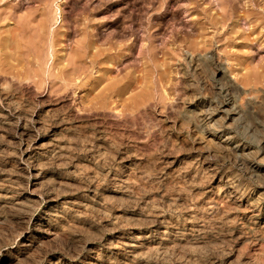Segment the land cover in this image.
Returning a JSON list of instances; mask_svg holds the SVG:
<instances>
[{"label":"rangeland","instance_id":"374dc122","mask_svg":"<svg viewBox=\"0 0 264 264\" xmlns=\"http://www.w3.org/2000/svg\"><path fill=\"white\" fill-rule=\"evenodd\" d=\"M27 1L29 0H0V13H3L2 16L5 17L8 12L12 15L0 26V35L2 36V38L0 36V64L2 63L0 65V124L3 122L0 126V236H2V238L0 237V255L3 254L4 250L20 249L23 242H26L25 239L27 237L38 238L41 233L46 230V237L48 239L46 240L49 244L51 243V246L47 243V247H52L54 244L52 248L48 247L49 250L53 251L55 255L61 258L66 264H80L86 257L90 256L93 252H97V250L98 252L101 251L110 256L113 252L111 249L114 247L116 235L118 236L120 233L134 234L140 232V230L150 232L153 230V233H155L161 225L169 221H181L184 217H187L190 212H193V210L185 208L184 205L186 203L206 204L208 202L207 198H211L213 195L215 196L223 190L222 188L216 189L218 184V187H226L227 185L226 189L229 193H232L233 196L237 193L236 195L239 197H235L239 202L233 205L228 201V198L219 199V201H216L214 205H212L210 208L211 210L204 219V223H207L209 227L213 225L211 228L219 232L220 240L217 243V247L204 246L197 248L198 250H188V252L187 249L169 252L164 259H158L156 263L251 264L252 257L264 251V247L261 245L263 242L249 241L241 243L238 240L236 241L233 232L229 229L230 227L233 228L236 222L246 216H250L252 213L259 214V216L264 215V181L260 183L256 182L252 178L250 179L248 175L249 167H253L258 163L264 164V152L262 151L264 126H261L263 130L259 129L261 125L260 121L264 122V103L261 104L262 101L264 102V84H262L264 80L262 78L260 80L258 76L259 70L257 71L259 66L264 63V21L259 22V20H257V22H255L256 24H250L249 26L244 20V9L242 8V3L244 2L242 1H240V8L236 10L237 12H234L235 15L234 13L233 15L229 13L230 16H228V14L226 15V23L211 25L208 24L206 21L207 19H204L201 14L197 22V13L193 12L192 9L186 10L182 3L181 8H177V4H170L171 6L167 5L165 6L166 8L151 9L152 7H147L142 0H133V2L129 0L132 5L127 6L128 8L126 6H124V8L114 6L108 9L106 7L107 0H56L57 2L55 0H48V4L46 3L47 0ZM136 1L138 3H136ZM221 2L222 0H199L201 8H206L209 14L215 17L217 16V20L222 16L225 17V13L221 10ZM258 3L259 6H254L253 8L254 11L260 15L258 16L262 18V16H264V7L262 6L264 5V1L259 0ZM57 4H59L58 6L59 8L61 7L60 9L62 10L63 22H61V24H59V16L56 11ZM87 4L88 6H86ZM46 5L49 6L46 7ZM77 5H79V7ZM83 6L86 9H84ZM5 9H7L8 12ZM30 10L37 11L35 13L36 20H40V17L42 18L43 15H47L46 17L49 19L50 24V33H62V35H65L63 36L65 42L62 43L64 47L61 48V46H56L54 52H52L54 53L53 56L49 54L50 52L47 53L45 50H42V47L46 45L44 36L41 37L39 34L36 35L33 33V30L29 31L30 27H36L37 24H18L17 17L19 15L24 17ZM91 14H93V16H91ZM189 14L192 16H189ZM85 19H87V21ZM233 22H235V24H233ZM26 25L29 26L27 29L28 31H26L29 35L26 33L25 35L23 32ZM3 26H6V28H3ZM20 26L22 28H20ZM84 26L85 30L90 34L97 33V35L95 36L96 38H92V45L94 46L89 47L88 50L85 51L86 53L82 51L79 53L78 49L83 36L81 30H83ZM251 27H254L253 32L251 31ZM249 28L251 29L249 30ZM7 29L10 33L12 32V34H10ZM12 35L15 39H11ZM20 35L23 39H21ZM10 41H13V43ZM26 41L29 43H25ZM110 41H115V45L118 44L115 47L116 52L113 57L107 56ZM65 43L67 45L66 47ZM29 47L31 50L28 49ZM28 50L30 52H27ZM100 53L103 55H100ZM60 57L65 58L60 59ZM212 58L215 61L212 60ZM35 61L36 63H34ZM62 61L64 62L61 63ZM28 62L29 64H27ZM34 64H37V67L34 66ZM220 64L226 67L228 74H232L230 77H232L233 80L240 79V77L242 78L243 76L245 78L247 77L246 85L243 83L240 84L241 80L235 81L238 85L240 84V86L243 87L241 90V93H243L240 94L241 96L239 95L240 97L237 98L238 100L236 99V104L240 106V108L244 107L243 104H245L250 96V98L254 96L260 101L259 107L261 106V108L259 112L257 111L258 113L256 112L257 117L254 116V113L247 119L248 125L251 128L253 126V129L255 128L257 132V135L256 132L254 134L256 136L253 135L254 139L247 140L246 138H242V136L238 134L241 133V131L237 132L234 124L226 119L218 110L216 95H214V93H216L215 88L212 87L216 84L214 79L215 69ZM227 65L230 67L228 68ZM14 68L17 69L15 70ZM67 68L73 70L69 71ZM64 75L66 76L64 77ZM18 84L19 86L16 87L15 85ZM211 84L214 85L212 86ZM257 84L261 87L259 88ZM244 90L246 92H244ZM209 105L212 106V108L208 107L207 110L206 107ZM214 109L217 110V112ZM203 111L207 113L209 117H207ZM210 112L213 115L210 114ZM212 118L216 119L213 120ZM253 120L255 123L252 122ZM210 123L213 124V127ZM222 131L227 132L222 133ZM57 135L59 137H57ZM50 138H53V140H50ZM217 138L218 140H216ZM238 139H240V142L237 144ZM66 140H69L71 143ZM46 142H48V144ZM59 143H61L62 146ZM232 145L235 146L230 148ZM240 145L245 146L250 151L251 161L244 166L238 161L243 155L242 152L235 149L236 146L239 147ZM58 146L60 147L58 148ZM66 147L69 148L66 149ZM64 153L66 154L64 155ZM49 156H51L52 159ZM36 159L39 160V163H37L38 160ZM233 161H235V163ZM102 166L106 168H102ZM246 167H248V169H246ZM180 170L182 171L180 172ZM145 173H147V175ZM189 173L192 176L189 175ZM93 175L94 177H92ZM95 176L97 178H95ZM117 176L121 178L119 179ZM186 177L188 179L190 178L191 182H189ZM208 177L210 179H208ZM181 178L185 181L183 182ZM205 178L207 179L205 180ZM59 179H61V182ZM233 179L234 182L232 183ZM150 180H152V182ZM115 181H117V183ZM166 181L169 182L167 183ZM176 181L178 186L184 184V189L182 188V191H179L178 186H176L177 188L175 187ZM197 181L200 183H197ZM147 183H151L152 185ZM205 184H207V186ZM44 185L46 187H44ZM168 187L169 189H167ZM38 188L40 191H38ZM204 188L206 190H204ZM62 189H65L64 192ZM117 189L126 190L129 195L137 196L138 200L127 202L126 200L120 201L106 198L108 193L116 192L118 191ZM48 192L49 195H47ZM166 192L169 195H167ZM162 193H165L167 196L171 195L170 197L176 200L175 204L172 206L163 204L159 197ZM3 195L5 197H10L14 202L19 201L15 202L16 204L14 203V206L5 205L7 206L6 208L2 202ZM192 195L196 199H193V197H191ZM199 196L200 199L198 198ZM149 197L150 200L148 199ZM256 197H258V199ZM184 199H186L187 202ZM124 203L125 206H123ZM50 204H53V209L59 212L58 215L60 218L55 222H51V227L44 226L42 229H36L34 223L37 216L46 214L49 211L48 206ZM28 205L30 208H28ZM150 205L156 207V214L154 216L144 221L133 220V218L141 216V213L145 210L144 208ZM31 206L33 209L29 210ZM2 208L5 209L2 210ZM128 210L131 212H128ZM23 215L27 216L25 217ZM222 218L225 219L223 220ZM121 228L124 229L122 230ZM5 229L6 231H4ZM138 229L140 230L138 231ZM154 229L156 230L154 231ZM245 230L243 231L248 232ZM223 231L224 233H222ZM4 234L7 235L4 236ZM8 234L14 236L9 237ZM12 237H15L14 241L8 242V240H13ZM4 238L6 240H4ZM225 238L229 239V242ZM55 245L58 249H56L57 247ZM62 245L63 247H61ZM228 246H230V248ZM236 248H238L236 250V252H239L238 255L233 251ZM240 248L241 250H239ZM88 251H90L91 254ZM201 254L202 256H197ZM35 260H41V264H48V258L43 259L42 255L38 252H36Z\"/></svg>","mask_w":264,"mask_h":264},{"label":"bare ground","instance_id":"6f19581e","mask_svg":"<svg viewBox=\"0 0 264 264\" xmlns=\"http://www.w3.org/2000/svg\"><path fill=\"white\" fill-rule=\"evenodd\" d=\"M2 1V0H1ZM30 1V0H29ZM29 1H27V2H29ZM32 1V0H31ZM39 1V0H38ZM37 1V2H38ZM44 1V0H43ZM48 1V0H47ZM46 1V3L48 4L49 3V1L47 2ZM54 1V0H53ZM56 1V0H55ZM74 1H76V0H74ZM73 1V2H74ZM87 1H89V0H87ZM139 1V0H138ZM144 3H145V5H147V7H152L151 9H153V8H156V9H158V8H162V7H165V6H167V5H170V4H173V5H176L177 4V8L178 7H182L181 6V3L183 4V7L184 8H186V10L187 9H192V11L193 12H195V13H197V15L196 16H198L197 17V22H198V18H199V15L201 14V15H203V17H204V19L206 18L207 20V22H208V24H224V23H226V21H227V14H228V16H230L229 15V13H231L232 15H233V13L234 12H237L236 10L238 9V8H240V6H241V4H240V1H242V2H244V3H242V8L244 9L243 11H244V20L246 21V23L247 24H249V26H250V24H256L255 22H257V20H259V22H263L264 21V16H262V18L261 17H259L260 15L258 14V13H256L255 11H254V6H259V0H222V2H221V10L223 11V13H225V17L224 16H222L219 20H217V16L215 17V16H213V15H211V14H209L208 12H207V9L206 8H201V6H200V3H199V0H142ZM264 1V0H263ZM33 2V1H32ZM34 2H36V1H34ZM57 2V1H56ZM107 2V5H106V7L109 9H111V8H113L114 6H120V7H123L124 8V6H130V5H132V3H130L131 1H129V0H107L106 1ZM132 2H133V0H132ZM135 2V1H134ZM203 2V1H202ZM39 3V2H38ZM41 3V2H40ZM71 3V2H70ZM77 3V2H76ZM89 3V2H88ZM136 3H138L137 1H136ZM258 3V4H257ZM23 4V3H22ZM78 4H79V2H78ZM86 4V3H85ZM99 4V3H98ZM141 4H143V3H141ZM180 4V5H179ZM202 4V3H201ZM263 4V3H262ZM261 4V5H262ZM59 4H57L56 5V11L58 12V16H59V24H61V22H63V16H62V10L59 8V6H58ZM75 5V4H74ZM82 5V4H81ZM93 5V4H92ZM103 5V4H102ZM136 5V4H135ZM144 5V6H145ZM205 5V4H204ZM47 6H49V5H46V7ZM78 7H79V5H77ZM86 6H88V4L86 5ZM171 6V5H170ZM263 7H264V5H262ZM4 7V6H3ZM103 7V6H102ZM125 7V8H126ZM137 7V6H136ZM143 7V6H142ZM261 7V6H260ZM0 8H1V5H0ZM6 8V7H5ZM76 8V7H75ZM83 8H84V6H83ZM90 8V7H89ZM93 8V7H92ZM101 8V7H100ZM99 8V9H100ZM106 8V9H107ZM128 8V7H127ZM144 8V7H143ZM166 8V7H165ZM168 8V7H167ZM170 8V7H169ZM220 8V7H219ZM8 9V8H7ZM7 9H5L6 11H7ZM9 9H11V8H9ZM46 9V8H45ZM63 9V8H62ZM82 9V8H81ZM84 9H86V8H84ZM122 9V8H121ZM136 9V8H135ZM147 9V8H146ZM262 9V8H261ZM44 10V9H43ZM49 10V9H48ZM90 10V9H89ZM94 10V9H93ZM119 10V9H118ZM133 10V9H132ZM181 10V9H180ZM3 11V10H2ZM24 11V10H23ZM101 11V10H100ZM111 11V10H110ZM142 11V10H141ZM169 11V10H168ZM178 11V10H177ZM210 11V10H209ZM8 12V11H7ZM37 11L36 10H30V12L28 13V14H25L24 15V17H21L20 15L17 17V22H18V24H28V25H30V24H39L38 25V27H37V25H36V27H30V30L29 31H32L33 30V33H35L36 35H40L41 37H43L44 36V38H45V42H46V45H45V47H42V50H45L47 53H49V54H51V56H53V54L54 53H52V52H54V49H55V47L56 46H61V48H63L64 47V45L62 44L63 42H65L64 40H63V36H65V35H62V33H50V30H49V27H50V24H49V19H47V15L45 16V15H43L42 16V18L40 17V20H36V16H35V13H36ZM46 12V11H45ZM44 12V13H45ZM48 12V11H47ZM86 12V11H85ZM165 12V11H164ZM175 12V11H174ZM212 12V11H211ZM26 13V12H25ZM73 13V12H72ZM88 13V12H87ZM96 13V12H95ZM130 13V12H129ZM3 14V13H2ZM2 14L0 13V26H1V24L5 21V20H8L9 18H10V15H11V13H6L7 15H5V17H3L2 16ZM5 14V13H4ZM14 14V13H13ZM89 14H90V12H89ZM110 14V13H109ZM22 15V14H21ZM97 15V14H96ZM234 15H235V13H234ZM259 15V16H258ZM12 16V15H11ZM16 16V15H15ZM14 16V17H15ZM91 16H93V14H91ZM179 16V15H178ZM184 16V15H183ZM189 16H192V15H190L189 14ZM104 17V16H103ZM16 18V17H15ZM96 18V17H95ZM175 18V17H174ZM260 18V19H259ZM14 19V18H13ZM52 19V18H51ZM86 21H87V19H85ZM90 20H92V19H90ZM118 20V19H117ZM89 21V20H88ZM13 22V21H12ZM57 22H58V19H57ZM78 22V21H77ZM85 22V21H84ZM83 22V23H84ZM109 22V21H108ZM207 22H206V24H207ZM81 23V22H80ZM86 23V22H85ZM90 23V22H89ZM126 23V22H125ZM202 23H203V21H202ZM87 24V23H86ZM233 24H235V22H233ZM245 24V23H244ZM28 25H26L25 26V29L23 30V32H24V34L26 33V31H28L27 29L29 28V26ZM89 26V25H88ZM220 26V25H219ZM75 27V26H74ZM77 27V26H76ZM191 27V26H190ZM201 27V26H200ZM221 27V26H220ZM3 28H6V26L4 27L3 26ZM8 29L10 28V27H7ZM20 28H22L21 26H20ZM206 28V27H205ZM252 28V29H251ZM251 28H249V30L251 29V31L253 32L254 31V27H251ZM259 28H261V27H259ZM0 29H1V27H0ZM7 29V30H8ZM11 29V28H10ZM64 29V28H63ZM232 29V28H231ZM248 29V28H247ZM79 30V29H78ZM195 30V29H194ZM204 30V29H203ZM19 31V30H18ZM18 31H17V34H18ZM8 32H9V30H8ZM14 32V31H13ZM21 32V31H20ZM76 32V31H75ZM199 32V31H198ZM244 32V31H243ZM10 33V32H9ZM16 33V32H15ZM81 33H82V39H81V41H80V45H79V53H80V51H82L83 53L86 51V50H88V48L89 47H91V46H94V45H92L93 44V39L92 38H94L96 35H97V33H93V34H90L88 31H86L85 30V26H84V28H83V30H81ZM114 33V32H113ZM191 33V32H190ZM205 33V32H204ZM255 33V32H254ZM10 34H12V32L10 33ZM9 34V35H10ZM27 34V33H26ZM25 34V35H26ZM27 35H29V34H27ZM105 35V34H104ZM116 35V34H115ZM247 35V34H246ZM1 36V35H0ZM17 36V35H16ZM19 36V35H18ZM71 36V35H70ZM69 36V37H70ZM254 36V35H253ZM9 37V36H8ZM20 37H21V35H20ZM1 38H2V36H1ZM29 38V37H28ZM31 38V37H30ZM62 38V39H61ZM79 38V37H78ZM96 38V37H95ZM114 38V37H113ZM11 39H15V38H13V35H12V38ZM21 39H23L22 37H21ZM27 39V38H26ZM32 39V38H31ZM42 39V38H41ZM115 39V38H114ZM20 40V39H19ZM18 40V41H19ZM29 40V39H28ZM109 40H111V39H109ZM243 40V39H242ZM7 41V40H6ZM22 41V40H21ZM69 41V40H68ZM112 41H113V39H112ZM112 41H110V46H109V49L107 50V56L108 57H113L114 55H115V47L118 45H115V41L114 42H112ZM245 41V40H244ZM11 43H13V41H10ZM9 42V43H10ZM24 42V41H23ZM28 41H26L25 43H27ZM33 42H35V41H33ZM41 42V41H40ZM70 42V41H69ZM252 42V41H251ZM29 43V42H28ZM37 43V42H36ZM124 43V42H123ZM6 44V43H5ZM23 44V43H22ZM99 44V43H98ZM240 44V43H239ZM259 44H261V43H259ZM259 44H257V45H259ZM12 45V44H11ZM14 45V44H13ZM32 45V44H31ZM5 46V45H4ZM23 46V45H22ZM26 46V45H25ZM30 46V45H29ZM67 45H66V43H65V47H66ZM263 46V45H262ZM20 47V46H19ZM27 47V46H26ZM33 47V46H32ZM40 47V46H39ZM143 47V46H142ZM260 47V46H259ZM58 48V47H57ZM56 48V49H57ZM108 48V47H107ZM141 48V47H140ZM244 48V47H243ZM7 49H8V47H7ZM9 49H10V47H9ZM28 49H30V47L28 48ZM104 49V48H103ZM119 49V48H118ZM117 49V50H118ZM129 49V48H128ZM239 49V48H238ZM241 49V48H240ZM1 50V49H0ZM13 50V49H12ZM18 50V49H17ZM22 50V49H21ZM31 50V49H30ZM140 50H142V49H140ZM236 50V49H235ZM241 50H243V49H241ZM24 51H25V49H24ZM23 51V52H24ZM37 51V50H36ZM64 51V50H63ZM10 52V51H9ZM14 52V51H13ZM27 52H30L29 50L27 51ZM60 52H62V51H60ZM68 52V51H67ZM66 52V53H67ZM78 52V51H77ZM99 52V51H98ZM105 52V51H104ZM118 52V51H117ZM126 52V51H125ZM171 52V51H170ZM245 52V51H244ZM250 52V51H249ZM20 53V52H19ZM25 53V52H24ZM58 53V52H57ZM65 53V54H66ZM86 53V52H85ZM132 53V52H131ZM241 53V52H240ZM11 54V53H10ZM18 54V53H17ZM31 54H33V53H31ZM30 54V55H31ZM64 54V55H65ZM76 54V53H75ZM119 54H120V52H119ZM210 54V53H209ZM16 55V54H15ZM47 55V54H46ZM63 55V54H62ZM67 55V54H66ZM79 55V54H78ZM90 55V54H89ZM88 55V56H89ZM100 55H103V54H101L100 53ZM131 55V54H130ZM204 55V54H203ZM211 55V54H210ZM232 55V54H231ZM237 55V54H236ZM247 55H248V53H247ZM49 56V55H48ZM94 56V55H93ZM139 56V55H138ZM207 56V55H206ZM238 56V55H237ZM241 56V55H240ZM1 57H2V55H1ZM10 57V56H9ZM18 57H20V56H18ZM34 57V56H33ZM56 57V56H55ZM84 57V56H83ZM92 57V56H91ZM202 57V56H201ZM235 57V56H234ZM11 58H12V56H11ZM23 58V57H22ZM29 58V57H28ZM62 58H65V57H60V59H62ZM81 58V57H80ZM204 58V57H203ZM230 58V57H229ZM249 58V57H248ZM25 59V58H24ZM35 59H36V57H35ZM44 59V58H43ZM54 59V58H53ZM93 59V58H92ZM100 59V58H99ZM105 59H107V58H105ZM110 59V58H109ZM112 59V58H111ZM205 59V58H204ZM203 59V60H204ZM242 59H243V57H242ZM6 60H7V58H6ZM5 60V61H6ZM64 60V59H63ZM73 60V59H72ZM86 60V59H85ZM97 60V59H96ZM96 60H94V61H96ZM201 60V59H200ZM202 60V61H203ZM206 60V59H205ZM212 60H214L213 58H212ZM227 60V59H226ZM225 60V61H226ZM1 61V60H0ZM8 61H10V60H8ZM7 61V62H8ZM29 61H31V60H29ZM34 61V60H33ZM32 61V62H33ZM39 61V60H38ZM60 61V60H59ZM79 61V60H78ZM88 61H89V59H88ZM107 61V60H106ZM215 61V60H214ZM7 62H5V63H7ZM15 62H16V60H15ZM46 62V61H45ZM50 62V61H49ZM64 61H62L61 63H63ZM103 62V61H102ZM213 62V61H212ZM211 62V63H212ZM231 62H232V60H231ZM243 62H245V61H243ZM263 62V61H262ZM21 63H23V62H21ZM24 63H26V62H24ZM34 63H36V61L34 62ZM40 63V62H39ZM74 63H75V61H74ZM95 63V62H94ZM101 63V62H100ZM215 63V62H214ZM220 63V62H219ZM230 63V62H229ZM2 64V63H1ZM0 64V65H1ZM10 64V63H9ZM18 64V63H17ZM27 64H29V62L27 63ZM42 64V63H41ZM55 64V63H54ZM68 64V63H67ZM72 64H73V62H72ZM92 64V63H91ZM97 64V63H96ZM106 64V63H105ZM236 64V63H235ZM249 64V63H248ZM260 64V63H259ZM31 65V64H30ZM37 65V64H36ZM35 64H34V66H36ZM40 65V64H39ZM66 65V64H65ZM69 65V64H68ZM80 65H81V62H80ZM98 65V64H97ZM217 65V64H216ZM215 65V66H216ZM233 65V64H232ZM243 65H244V63H243ZM3 66V65H2ZM5 66V65H4ZM15 66V65H14ZM42 66V65H41ZM64 66V65H63ZM88 66V65H87ZM212 66H213V64H212ZM236 66V65H235ZM235 66H232V67H235ZM27 67V66H26ZM37 67V66H36ZM39 67V66H38ZM65 67V66H64ZM79 67H81V66H79ZM217 67V66H216ZM227 67H228V65H227ZM230 67V66H229ZM228 67V68H229ZM241 67H243V66H241ZM248 67V66H247ZM257 67V66H256ZM41 68V67H40ZM77 68V67H76ZM100 68V67H99ZM215 68V67H214ZM237 68V67H236ZM15 69V68H14ZM17 69V68H16ZM15 69V70H16ZM61 69H62V67H61ZM68 69V68H67ZM246 69V68H245ZM250 69V68H249ZM69 70V69H68ZM71 70H73V69H71ZM71 70H69V71H71ZM75 70V69H74ZM259 70V71H258ZM61 71V70H60ZM59 71V72H60ZM64 71V70H63ZM214 71V70H213ZM257 71H258V76L260 77V80H261V78L264 80V63L263 64H261L260 66H259V68L257 69ZM40 72V71H39ZM68 72V71H67ZM66 72V73H67ZM99 72V71H98ZM235 72V71H234ZM238 72V71H237ZM241 72V71H240ZM77 73V72H76ZM61 74V73H60ZM63 74V73H62ZM65 74V73H64ZM70 74H71V72H70ZM69 74V75H70ZM75 74V73H74ZM213 74V73H212ZM54 75V74H53ZM232 74H228V72H227V70H226V67L223 65V64H220V65H218V67L215 69V82H216V84H215V86L214 87H212V88H215V92L216 93H214V95H216V101H217V104H218V110L220 111V113H222L224 116H225V118L226 119H228V120H230L233 124H234V126H235V128H236V130H237V132H239V131H241V133H238V134H240V136H242V138H246L247 140H251V139H254V136H256L257 135V132L255 131V128L253 129V126H252V128L248 125V123H247V119L248 118H250V116H252V114H254L255 113V115L254 116H256V112L258 111L259 112V109L261 108V106L259 107V105H260V101H259V99L258 98H256V97H254L253 96V98H250L249 97V99L245 102V104H243L244 105V107L243 108H240V106H238L237 104H236V99L238 98V97H240L241 95L240 94H242L241 93V90H242V88L243 87H241L240 86V84H244V85H246L247 84V77L245 78L244 76L241 78L240 77V79H236V80H241V82H240V84L238 85V83L237 82H235L236 80H233V78L232 77H230ZM240 75V74H239ZM66 75H64V77H65ZM59 77V76H58ZM233 77H235V76H233ZM61 78V77H60ZM231 78H232V80H231ZM236 78H238V77H236ZM250 78V77H249ZM62 79V78H61ZM66 79H67V77H66ZM213 79V80H214ZM12 80V79H11ZM63 80V79H62ZM251 80H253V79H251ZM61 81V80H60ZM212 81V80H211ZM12 82H13V80H12ZM61 82H63V81H61ZM67 82V81H66ZM248 82H249V80H248ZM250 82H252V81H250ZM259 82V81H258ZM261 82V81H260ZM17 83V82H16ZM15 83V84H16ZM60 83V82H59ZM65 83V82H64ZM20 84V83H19ZM19 84L18 85H15L16 87L17 86H19ZM42 84V83H41ZM62 84V83H61ZM256 84V83H255ZM262 84H264V83H262ZM261 84V85H262ZM212 86L214 85V84H211ZM253 85V84H252ZM251 86V85H250ZM257 86H258V84H257ZM254 87V86H253ZM252 87V88H253ZM259 87V86H258ZM261 87V86H260ZM259 87V88H260ZM264 87V86H263ZM111 88V87H110ZM259 88H257V89H259ZM212 90H214V89H212ZM253 90V89H252ZM264 90V89H263ZM259 91V90H258ZM244 92H246L245 90H244ZM263 92V91H262ZM256 93H258V92H256ZM240 95V96H239ZM264 96V95H263ZM247 98V97H246ZM263 98V97H262ZM238 100V99H237ZM261 100V99H260ZM215 101V102H216ZM204 102V101H203ZM209 102V101H208ZM210 102H211V99H210ZM238 102V101H237ZM202 103V102H201ZM206 103V102H205ZM244 103V102H243ZM264 102L262 101V103L261 104H263ZM211 104H213V103H211ZM216 104V103H215ZM201 105V104H200ZM242 105V106H243ZM241 106V107H242ZM208 107H210V108H212V106H207L206 107V109L208 108ZM215 107V106H214ZM217 108V107H216ZM215 108V109H216ZM201 109H202V107H201ZM214 109V110H215ZM264 109V108H263ZM262 109V110H263ZM203 110V109H202ZM208 110V109H207ZM201 111V110H200ZM209 111H210V109H209ZM209 111H206V112H209ZM216 112H217V110H215ZM204 112V111H203ZM213 112V111H212ZM257 112V113H258ZM198 113V112H197ZM201 113V112H200ZM205 113V112H204ZM199 114V113H198ZM206 114V116L208 115L207 113H205ZM210 114H212L211 112H210ZM201 115V114H200ZM213 115V114H212ZM218 115V114H217ZM260 115V114H259ZM222 116V115H221ZM223 116V117H224ZM264 116V115H263ZM202 117V116H201ZM203 117H205V116H203ZM207 117H209V116H207ZM257 117V116H256ZM214 118V117H213ZM212 118V119H213ZM222 118V117H221ZM259 118H261V117H259ZM258 118V119H259ZM197 119H198V117H197ZM202 119V118H201ZM205 119V118H204ZM207 119V118H206ZM208 119H210V118H208ZM216 119V118H215ZM215 119H213V120H215ZM218 119V118H217ZM253 119V118H252ZM252 119H250V120H252ZM256 119V118H255ZM254 119V120H255ZM262 119H263V117H262ZM211 120V119H210ZM254 120L252 121V122H254ZM259 120H261V119H259ZM264 120V119H263ZM208 121V120H207ZM206 122V121H205ZM211 122V121H210ZM209 123V122H208ZM207 123V124H208ZM212 123V122H211ZM210 123V124H211ZM216 123V122H215ZM217 123H219V122H217ZM255 123V122H254ZM2 124H3V122H2ZM2 124H0V126L2 125ZM228 124V123H227ZM230 124V123H229ZM251 124V123H250ZM258 124V123H257ZM260 127H259V129H262L261 128V126H264V122H261L260 121ZM205 125V124H204ZM253 125V124H252ZM206 126V125H205ZM211 126L213 127V124H211ZM5 127H6V125H5ZM210 127V126H209ZM223 127V126H222ZM3 128V127H2ZM208 128V127H207ZM224 128V127H223ZM206 129V128H205ZM226 129V128H225ZM230 129H232V128H230ZM229 129V130H230ZM257 129V128H256ZM263 129H264V127H263ZM262 129V130H263ZM207 130V129H206ZM210 130H211V128H210ZM73 131V130H72ZM75 131V130H74ZM221 131V130H220ZM70 132V131H69ZM212 132V131H211ZM215 132V131H214ZM217 132V131H216ZM219 132V131H218ZM225 132H227V131H225ZM225 132H223L222 131V133H225ZM234 132V131H233ZM255 132H256V135H254L255 134ZM229 133H231V132H229ZM219 134V133H218ZM234 134H235V132H234ZM259 134H261V133H259ZM254 135V136H253ZM60 136H61V134H60ZM69 136V135H68ZM67 136V137H68ZM75 136H77V135H75ZM213 136V135H212ZM225 136V135H224ZM230 136V135H229ZM235 136V135H234ZM57 137H59L58 135H57ZM56 137V138H57ZM221 137V136H220ZM227 137H228V135H227ZM78 138V137H77ZM81 138V137H80ZM233 138V137H232ZM221 139V138H220ZM245 139V140H246ZM258 139H260V138H258ZM50 140H53V138L51 139L50 138ZM62 140V139H61ZM73 140V139H72ZM216 140H218V138L216 139ZM221 140H223V139H221ZM240 139H238V141H237V144H238V142H240L239 141ZM257 140V139H256ZM263 152H264V137H263ZM48 141V140H47ZM56 141V140H55ZM67 141V140H66ZM65 141V142H66ZM69 141V140H68ZM67 141V142H68ZM227 141V140H226ZM229 141V140H228ZM234 141V140H233ZM64 142V141H63ZM70 142V141H69ZM83 142V141H82ZM225 142V141H224ZM47 144H48V142H46ZM45 143V144H46ZM51 143V142H50ZM49 143V144H50ZM71 143V142H70ZM92 143V142H91ZM216 143H218V142H216ZM231 143V142H230ZM246 143V142H245ZM59 144H61V143H59ZM77 144V143H76ZM233 144H235V143H233ZM58 145V144H57ZM57 145H54V146H57ZM71 145V144H70ZM70 145H68V146H70ZM83 145H84V143H83ZM230 145V144H229ZM61 146H62V144H61ZM72 146V145H71ZM76 146V145H75ZM80 146V145H79ZM82 146V145H81ZM222 146H224V145H222ZM235 145H232L231 147L230 146H228V147H230V148H232V147H234ZM60 146H58V148H59ZM64 147V146H63ZM78 147V146H77ZM84 147V146H83ZM89 147V146H88ZM107 147V146H106ZM237 147V148H236ZM235 147V149H238V151L240 150L241 152H242V156H241V158H239V160L237 159V157H236V159L238 160V161H240L241 162V165H245V164H247L249 161H251V157H250V151H249V149H247L245 146H243V145H240L239 147L238 146H236ZM39 148V147H38ZM56 148V147H55ZM67 148H69V147H66V149ZM82 148V147H81ZM91 148V147H90ZM89 148V149H90ZM105 148V147H104ZM46 149V148H45ZM57 149V148H56ZM74 149V148H73ZM92 149V148H91ZM108 149V148H107ZM226 149V148H225ZM234 149V148H233ZM49 150V149H48ZM59 150V149H58ZM69 150V149H68ZM87 150V149H86ZM224 150V149H223ZM230 150V149H229ZM253 150V149H252ZM50 151V150H49ZM60 151V150H59ZM64 151V150H63ZM62 151V152H63ZM70 151V150H69ZM106 151V150H105ZM53 152H54V150H53ZM66 152V151H65ZM110 152V151H109ZM42 153V152H41ZM253 153V152H252ZM49 154V153H48ZM52 154V153H51ZM50 154V155H51ZM58 154H59V152H58ZM63 154V153H62ZM61 154V155H62ZM66 153H64V155H65ZM68 154V153H67ZM71 154H72V152H71ZM103 154V153H102ZM101 154V155H102ZM105 154V153H104ZM229 154V153H228ZM53 155V154H52ZM34 156H37V155H34ZM60 156V155H59ZM58 156V157H59ZM69 156V155H68ZM103 156V155H102ZM151 156V155H150ZM50 158H51V156H49ZM148 157V156H147ZM152 157H153V155H152ZM231 157H232V155H231ZM235 157V156H234ZM258 157V156H257ZM63 158H65V157H63ZM30 159V158H29ZM35 159V158H34ZM39 159V158H38ZM38 159H36V160H38ZM49 159V158H48ZM52 159V158H51ZM104 159V158H103ZM148 159V158H147ZM141 160V159H140ZM235 160V159H234ZM256 160H257V158H256ZM53 161V160H52ZM59 161V160H58ZM66 161V160H65ZM64 161V162H65ZM95 161V160H94ZM100 161V160H99ZM104 161V160H103ZM102 161V162H103ZM180 161V160H179ZM254 161V160H253ZM259 161V160H258ZM61 162V161H60ZM59 162V163H60ZM98 162V161H97ZM101 162V161H100ZM106 162V161H105ZM234 163H235V161H233ZM37 163H39V160H38V162ZM55 163V162H54ZM67 163V162H66ZM107 163V162H106ZM135 163H136V161H135ZM180 163V162H179ZM185 163V162H184ZM253 163V162H252ZM57 164H58V162H57ZM65 164V163H64ZM100 164V163H99ZM102 164V163H101ZM188 164V163H187ZM59 165V164H58ZM153 165H155V164H153ZM181 165H182V163H181ZM183 165H185V164H183ZM249 165V164H248ZM252 165V164H251ZM250 165V166H251ZM1 166V165H0ZM37 166V165H36ZM39 166V165H38ZM45 166V165H44ZM99 166V165H98ZM138 166V165H137ZM148 166V165H147ZM177 166V165H176ZM191 166V165H190ZM12 167V166H11ZM80 167V166H79ZM83 167V166H82ZM89 167H90V165H89ZM106 168L105 166H102V168ZM143 167V166H142ZM141 167V168H142ZM151 167V166H150ZM160 167V166H159ZM158 167V168H159ZM189 167V166H188ZM37 168H40V167H37ZM47 168V167H46ZM96 168V167H95ZM154 168V167H153ZM167 168V167H166ZM178 168H180V167H178ZM182 168V167H181ZM192 168H194V167H192ZM210 168H212V167H210ZM8 169H10V168H8ZM89 169V168H88ZM148 169V168H147ZM161 169V168H160ZM175 169V168H174ZM186 169H187V167H186ZM244 169H245V167H244ZM243 169V170H244ZM246 169H248V167H246ZM35 170V169H34ZM43 170V169H42ZM107 170V169H106ZM139 170V169H138ZM149 170H150V168H149ZM148 170V171H149ZM190 170V169H189ZM195 170V169H194ZM11 171V170H10ZM9 171V172H10ZM15 171H17V170H15ZM38 171H39V169H38ZM37 171V172H38ZM46 171V170H45ZM44 171V172H45ZM94 171H95V169H94ZM133 171V170H132ZM151 171V170H150ZM149 171V172H150ZM156 171V170H155ZM172 171V170H171ZM179 171V170H178ZM182 170H180V172H181ZM185 171V170H184ZM247 171V170H246ZM100 172V171H99ZM106 172V171H105ZM142 172V171H141ZM140 172V173H141ZM143 172H144V170H143ZM154 172V171H153ZM174 172V171H173ZM187 172V171H186ZM190 172V171H189ZM16 173V172H15ZM73 173H75V172H73ZM77 173V172H76ZM116 173V172H115ZM121 173H123V172H121ZM137 173V172H136ZM184 173V172H183ZM211 173V172H210ZM113 174V173H112ZM146 175H147V173H145ZM150 174V173H149ZM176 174V173H175ZM174 174V175H175ZM195 174V173H194ZM201 174V173H200ZM212 174H213V172H212ZM35 175V174H34ZM39 175V174H38ZM42 175V174H41ZM74 175H76V174H74ZM94 175H96V174H94ZM94 175L92 176V177H94ZM107 175V174H106ZM122 175V174H121ZM130 175V174H129ZM135 175V174H134ZM142 175V174H141ZM157 175V174H156ZM170 175V174H169ZM177 175V174H176ZM180 175V174H179ZM189 175H191L190 173H189ZM247 175V174H246ZM248 175H249V177H250V179L252 178L253 180H255L256 182H261V181H264V164H262V163H258V164H255V166H251V167H249V169H248ZM40 176V175H39ZM43 176V175H42ZM51 176V175H50ZM80 176V175H79ZM89 176V175H88ZM127 176V175H126ZM133 176V175H132ZM160 176H161V174H160ZM171 176H173V175H171ZM182 176V175H181ZM184 176V175H183ZM187 176V175H186ZM192 176V175H191ZM200 176H202V175H200ZM208 176H209V174H208ZM211 176V175H210ZM37 177V176H36ZM53 177V176H52ZM77 177H78V174H77ZM110 177V176H109ZM115 177V176H114ZM118 177V176H117ZM129 177V176H128ZM131 177V176H130ZM137 177V176H136ZM138 177H139V174H138ZM149 177V176H148ZM154 177H155V175H154ZM175 177V176H174ZM190 177V176H189ZM207 177V176H206ZM218 177V176H217ZM45 178V177H44ZM57 178V177H56ZM81 178V177H80ZM95 178H97L96 176H95ZM111 178V177H110ZM119 178V177H118ZM117 178V179H118ZM121 178V177H120ZM119 178V179H120ZM143 178V177H142ZM184 178V177H183ZM187 178V177H186ZM185 178V179H186ZM191 178V177H190ZM190 178L188 179L189 180V182H191L190 181ZM199 178H201V177H199ZM53 179V178H52ZM54 179H55V177H54ZM92 179V178H91ZM137 179H139V178H137ZM150 179V178H149ZM182 179V178H181ZM202 179H203V177H202ZM207 178H205V180H206ZM208 179H210L209 177H208ZM225 179V178H224ZM56 180V179H55ZM61 179H59V181H60ZM113 180V179H112ZM128 180V179H127ZM129 180H130V178H129ZM129 180H128V182H129ZM144 180H146V179H144ZM171 180V179H170ZM174 180V179H173ZM177 180H179V179H177ZM183 180V179H182ZM192 180V179H191ZM204 180V179H203ZM215 180V179H214ZM220 180V179H219ZM64 181V180H63ZM69 181V180H68ZM67 181V182H68ZM84 181V180H83ZM97 181V180H96ZM119 181V180H118ZM123 181V180H122ZM132 181V180H131ZM134 181V180H133ZM141 181H143V180H141ZM147 181V180H146ZM151 182H152V180H150ZM175 181V180H174ZM173 181V182H174ZM181 181V180H180ZM185 180H183V182H184ZM193 181V180H192ZM196 181V180H195ZM195 181H194V183H195ZM208 181V180H207ZM228 181H229V179H228ZM251 181V180H250ZM3 182V181H2ZM61 182V181H60ZM66 182V181H65ZM64 182V183H65ZM85 182V181H84ZM116 183H117V181H115ZM126 182V181H125ZM136 182H137V180H136ZM145 182V181H144ZM167 182V181H166ZM165 182V183H166ZM169 182V181H168ZM167 182V183H168ZM206 182V181H205ZM223 182H225V181H223ZM234 182V179H233V181H232V183ZM38 183V182H37ZM41 183V182H40ZM39 183V184H40ZM58 183V182H57ZM63 183V182H62ZM69 183V182H68ZM71 183V182H70ZM75 183V182H74ZM77 183V182H76ZM122 183V182H121ZM130 183V182H129ZM157 183V182H156ZM197 183H200V182H198L197 181ZM210 183V182H209ZM222 183V182H221ZM225 183H227V182H225ZM231 183V184H232ZM264 183V182H263ZM2 184H4V183H2ZM6 184V183H5ZM8 184V183H7ZM14 184V183H13ZM43 184V183H42ZM49 184V183H48ZM53 184V183H52ZM81 184V183H80ZM97 184V183H96ZM124 184H126V183H124ZM132 184V183H131ZM130 184V185H131ZM147 184H149V183H147ZM151 184V183H150ZM149 184V185H150ZM220 184V183H219ZM228 184V183H227ZM235 184H238V183H235ZM58 185H59V183H58ZM73 185V184H72ZM71 185V186H72ZM86 185H87V183H86ZM85 185V186H86ZM112 185H114V184H112ZM138 185V184H137ZM144 185V184H143ZM146 185V184H145ZM152 185V184H151ZM160 185V184H159ZM158 185V186H159ZM163 185V184H162ZM184 185V184H183ZM183 185L181 186V185H179L178 186V184H177V181H176V185H175V187L176 186H178V189H179V191L181 190H183L184 188H183ZM186 185V184H185ZM189 185V184H188ZM191 185V184H190ZM193 185V184H192ZM195 185V184H194ZM200 185V184H199ZM202 185V184H201ZM206 186H207V184H205ZM226 185V184H225ZM252 185H253V183H252ZM3 186V185H2ZM5 186V185H4ZM7 186V185H6ZM53 186V185H52ZM60 186V185H59ZM82 186V185H81ZM110 186V185H109ZM122 186V185H121ZM126 186V185H125ZM157 186V185H156ZM220 186V185H219ZM232 186V185H231ZM259 186H261V185H259ZM258 186V187H259ZM11 187V186H10ZM12 187H13V185H12ZM44 187H46L45 185H44ZM68 187V186H67ZM119 187V186H118ZM128 187V186H127ZM137 187V186H136ZM154 187V186H153ZM162 187V186H161ZM198 187V186H197ZM204 187V186H203ZM226 187H227V185H226ZM226 187L225 186H221V187H218V184H217V187H216V189L217 188H222L223 190L221 191V193H219V194H217V195H213L211 198H207V203L206 204H204V205H200V204H191V203H186L185 205H184V207L185 208H188V209H191V210H193V212H190V214H188L187 215V217H184V219L183 220H181V221H169L168 223H166V224H163V225H161L160 223V227H159V229H158V231L157 232H155V233H153V230H152V232H150V231H141L140 229H138V231L140 230V232H137V233H134V234H126V233H120L118 236L116 235V237H115V244L113 245L114 247L111 249V250H113V252H112V254L110 255V256H108L106 253H104V252H98V250H97V252H93L92 254H91V252L90 251H88V252H90V256H88V257H86L80 264H157L156 263V261L159 259V260H162V259H164V257L169 253V252H173V251H178V250H185V249H187V252H188V250L190 251V250H193V249H197V248H200V247H204V246H211V247H217V243L219 242V240H220V235H219V232H218V230H216V229H214V228H211V227H209L208 225H207V223H204V219L207 217V215H208V212L211 210L210 208L212 207V205H214V203L216 202V201H219V199H224V198H228V201H230L231 202V204H233V205H236L239 201H237V196L238 195H236L235 194V196H233L232 195V193H229L228 192V190L226 189ZM233 187V186H232ZM7 188V187H6ZM34 188V187H33ZM36 188V187H35ZM60 188V187H59ZM72 188V187H71ZM80 188V187H79ZM95 188V187H94ZM117 188V187H116ZM135 188V187H134ZM158 188V187H157ZM166 188V187H165ZM177 188V187H176ZM183 188V189H182ZM201 188H202V186H201ZM206 188V187H205ZM204 188V190H206ZM1 189V188H0ZM76 189V188H75ZM93 189V188H92ZM114 189V188H113ZM128 189V188H127ZM130 189V188H129ZM133 189V188H132ZM136 189V188H135ZM138 189V188H137ZM141 189V188H140ZM167 189H169V187L167 188ZM175 189V188H174ZM186 189V188H185ZM187 189H188V187H187ZM42 190V189H41ZM63 190V189H62ZM65 190V189H64ZM64 190H63V192H64ZM118 191H116V192H111V193H108L107 194V196H106V198H108V199H110V200H126L127 202H134L136 199H137V196H135V195H129L128 193H127V191L126 190H119V189H117ZM157 190V189H156ZM171 190H172V188H171ZM191 190V189H190ZM201 190V189H200ZM208 190V189H207ZM218 190V189H217ZM221 190V189H220ZM4 191V190H3ZM6 191V190H5ZM38 191H40L39 190V188H38ZM37 191V192H38ZM43 191V190H42ZM47 191H48V189H47ZM51 191V190H50ZM133 191H134V189H133ZM136 191V190H135ZM138 191V190H137ZM161 191V190H160ZM197 191V190H196ZM212 191V190H211ZM232 191V190H231ZM235 191V190H234ZM22 192V191H21ZM54 192V191H53ZM144 192V191H143ZM168 192V191H167ZM167 192H166V194H167ZM171 192H173V191H171ZM177 192V191H176ZM186 192V191H185ZM191 193H192V190L190 191ZM195 192V191H194ZM203 192V191H202ZM214 192V191H213ZM217 192V191H216ZM5 193V192H4ZM3 193V194H4ZM7 193V192H6ZM34 193V192H33ZM36 193V192H35ZM204 193V192H203ZM208 193V192H207ZM12 194H14V193H12ZM141 194V193H140ZM165 193H162L159 197H160V199H161V201H162V203L163 204H165L166 206H172V205H174L175 204V199L174 198H172V197H170V196H167V195H169V194H167L166 195ZM182 194V193H181ZM187 194V193H186ZM195 194V193H194ZM193 194V195H194ZM197 194V193H196ZM201 194V193H200ZM211 194V193H210ZM1 195V194H0ZM10 195V194H9ZM33 195V194H32ZM31 195V196H32ZM42 195V194H41ZM44 195H45V193H44ZM47 195H49V192L47 193ZM54 195V194H53ZM60 195V194H59ZM143 195V194H142ZM193 195L191 196V197H193ZM198 195V194H197ZM243 195V194H242ZM4 196V195H3ZM18 196V195H17ZM20 196V195H19ZM23 196V195H22ZM139 196V195H138ZM144 196V195H143ZM151 196V195H150ZM157 196V195H156ZM155 196V197H156ZM174 196V195H173ZM182 196V195H181ZM183 196H184V193H183ZM195 196V195H194ZM206 196V195H205ZM153 197V196H152ZM158 197V198H159ZM196 197V196H195ZM195 197H193V199H196ZM239 197V196H238ZM244 197V196H243ZM13 198V197H12ZM15 198V197H14ZM144 198V197H143ZM178 198V197H177ZM180 198V197H179ZM199 199H200V196L198 197ZM257 199H258V197H256ZM2 199V198H1ZM24 199V198H23ZM27 199V198H26ZM29 199V198H28ZM44 199H46V198H44ZM49 199V198H48ZM149 200H150V197L148 198ZM159 199V200H160ZM203 199H204V197H203ZM205 199H206V197H205ZM245 199V198H244ZM243 199V200H244ZM260 199V198H259ZM16 200V199H15ZM30 200V199H29ZM33 200V199H32ZM138 200V199H137ZM148 200V201H149ZM183 200V199H182ZM186 202H187V200L186 199H184ZM190 200V199H189ZM239 200V199H238ZM19 201V200H18ZM18 201H15V202H18ZM22 201V200H21ZM24 201V200H23ZM28 201V200H27ZM51 201V200H50ZM54 201V200H53ZM62 201V200H61ZM144 201V200H143ZM147 201V200H146ZM160 201V202H161ZM201 201V200H200ZM242 201V200H241ZM258 201V200H257ZM3 203H4V206L5 205H9V206H14L13 204L15 203L14 202V200H12L10 197H3V201H2ZM29 202V201H28ZM31 202V201H30ZM36 202H37V200H36ZM142 202V201H141ZM154 202H156V201H154ZM25 203V202H24ZM1 204V203H0ZM16 204V203H15ZM31 204V203H30ZM115 204V203H114ZM130 204V203H129ZM147 204V203H146ZM160 204V203H159ZM202 204V203H201ZM218 204V203H217ZM249 204V203H248ZM35 205V204H34ZM117 205V204H116ZM247 205V204H246ZM3 206V205H2ZM7 206H5L6 208H7ZM16 206V205H15ZM19 206V205H18ZM24 206H26V205H24ZM33 206V205H32ZM32 206H31V209H29V210H32L33 208H32ZM36 206V205H35ZM89 206V205H88ZM123 206H125V203H124V205ZM155 206H156V204H155ZM155 206H153V205H150V206H147V207H145L144 209V211H143V209H142V211H143V213H141V216H137L138 218H133V220H138V221H141V220H145V219H149V218H151L152 216H154L155 214H156V207ZM178 206V205H177ZM20 207V206H19ZM34 207V206H33ZM47 207V206H46ZM66 207V206H65ZM141 207H142V205H141ZM159 207V206H158ZM175 207V206H174ZM216 207V206H215ZM28 208H30L29 207V205H28ZM54 208V206H53V204H50L49 206H48V212L46 213V214H44V215H41V216H37V219L35 220V223H34V225H35V227H36V229H42V227H44V226H47V227H51V222H55L58 218H60L59 217V212L57 211V210H55V209H53ZM117 208V207H116ZM115 208V209H116ZM122 208V207H121ZM137 208V207H136ZM167 208V207H166ZM253 208V207H252ZM5 209V208H4ZM3 208H2V210H4ZM20 209H23V208H20ZM46 209V208H45ZM44 209V210H45ZM126 209V208H125ZM135 209V208H134ZM140 209V208H139ZM248 209V208H247ZM257 209V208H256ZM12 210V209H11ZM18 210V209H17ZM25 210V209H24ZM28 210V209H27ZM43 210V211H44ZM95 210V209H94ZM118 210V209H117ZM218 210V209H217ZM6 211V210H5ZM16 211V210H15ZM22 211V210H21ZM113 211V210H112ZM135 211V210H134ZM162 211V210H161ZM173 211V210H172ZM175 211V210H174ZM259 211V210H258ZM9 212V211H8ZM11 212V211H10ZM12 212H14V211H12ZM19 212V211H18ZM23 212V211H22ZM26 212V211H25ZM29 212V211H28ZM45 212H46V210H45ZM102 212V211H101ZM125 212V211H124ZM128 212H131V211H129L128 210ZM177 212V211H176ZM261 212V211H260ZM24 213V212H23ZM31 213V212H30ZM94 213H95V211H94ZM112 213V212H111ZM115 213V212H114ZM139 213V212H138ZM248 213H250V212H248ZM251 213H252V211H251ZM257 213V212H256ZM25 214V213H24ZM41 214V213H40ZM88 214V213H87ZM100 214V213H99ZM128 214V213H127ZM133 214V213H132ZM179 214V213H178ZM181 214V213H180ZM263 214V213H262ZM9 215V214H8ZM15 215V214H14ZM33 215V214H32ZM116 215H119V214H116ZM130 215V214H129ZM248 215V214H247ZM23 216H25V215H23ZM27 216V215H26ZM25 216V217H26ZM61 216V215H60ZM131 216V215H130ZM161 216V215H160ZM182 216V215H181ZM235 216V215H234ZM16 217H18V216H16ZM88 217V216H87ZM133 217H135V216H133ZM158 217H159V215H158ZM236 217V216H235ZM238 217V216H237ZM245 217V216H244ZM28 218V217H27ZM35 218V217H34ZM115 218V217H114ZM121 218V217H120ZM180 218V217H179ZM227 218H229V217H227ZM18 219V218H17ZM112 219V218H111ZM129 219V218H128ZM223 219V218H222ZM225 219V218H224ZM223 219V220H224ZM230 219V218H229ZM22 220V219H21ZM21 220H19V221H21ZM25 220H26V218H25ZM132 220V219H131ZM132 220V221H133ZM162 220V219H161ZM178 220V219H177ZM236 220V219H235ZM68 221V220H67ZM76 221V220H75ZM126 221V220H125ZM147 221V220H146ZM154 221V220H153ZM156 221V220H155ZM213 221V220H212ZM219 221V220H218ZM232 221V220H231ZM25 222V221H24ZM148 222V221H147ZM211 222V221H210ZM225 222V221H224ZM228 222V221H227ZM233 222V221H232ZM22 223V222H21ZM71 223V222H70ZM124 223V222H123ZM155 223V222H154ZM162 223V222H161ZM127 224V223H126ZM140 224V223H139ZM149 224V223H148ZM158 224V225H159ZM216 224H217V221H216ZM228 224H229V222H228ZM65 225V224H64ZM102 225H103V222H102ZM220 225V224H219ZM227 225V224H226ZM61 226V225H60ZM105 226H106V224H105ZM104 226V227H105ZM108 226V225H107ZM124 226V225H123ZM144 226V225H143ZM215 226V225H214ZM221 226H223V225H221ZM230 226H231V223H230ZM64 227V226H63ZM125 227V226H124ZM133 227V226H132ZM139 227V226H138ZM149 227V226H148ZM227 227H229V226H227ZM226 227V228H227ZM34 228V227H33ZM101 228V227H100ZM107 228V227H106ZM134 228V227H133ZM144 228H145V226H144ZM216 228V227H215ZM222 228V227H221ZM248 231V232H244L243 230H245V229ZM44 229V228H43ZM122 229V228H121ZM124 229V228H123ZM122 229V230H123ZM24 230V229H23ZM22 230V231H23ZM64 230V229H63ZM82 230V229H81ZM98 230V229H97ZM103 230V229H102ZM150 230V229H149ZM156 229H154V231H155ZM223 230V229H222ZM230 231H232L233 232V234H234V236H235V239H236V241L238 240V241H240L241 243H243V242H249V241H251V242H254V241H261V242H263V244H261V245H263V247H264V215H260L259 216V214H251L250 216H246L245 218H243V219H241V220H239L238 222H236V225L232 228V227H230V229H229ZM245 230V231H246ZM4 231H6V229L4 230ZM52 231V230H51ZM59 231V230H58ZM69 231V230H68ZM125 231H126V228H125ZM220 231V230H219ZM24 232V231H23ZM22 232V233H23ZM47 231L46 230H44L43 231V233H41V235L38 237V238H33V237H25L26 239V242L24 243L23 242V245H21V247H20V249L18 248V249H16V250H7V251H5L4 250V252H3V254L2 255H0V264H41V260H35V255H36V252H38V253H40L41 255H42V258L43 259H46V258H48V264H66V263H64L62 260H61V258H58V256H56L55 255V253L53 252V251H51V250H49V248H52L53 247V245H52V247H47V237H46V233ZM50 232V231H49ZM99 232V231H98ZM113 232V231H112ZM111 232V233H112ZM115 232V231H114ZM221 232V231H220ZM3 233H5V232H3ZM2 233V234H3ZM55 233H56V231H55ZM54 233V234H55ZM58 233V232H57ZM75 233V232H74ZM110 233V234H111ZM131 233V232H130ZM222 233H224V231L222 232ZM222 233H220V234H222ZM17 234V233H16ZM20 234H21V230H20ZM25 234H26V230H25ZM24 234V235H25ZM52 234V233H51ZM230 234V233H229ZM5 235H7V234H4V236ZM9 235V237L10 236H14V235H10V234H8ZM18 235V234H17ZM28 235H29V233H28ZM59 235V234H58ZM102 235V234H101ZM222 235H224V234H222ZM37 236V235H36ZM66 236V235H65ZM100 236V235H99ZM1 238H2V236H0ZM7 237V236H6ZM17 237V236H16ZM52 237H53V235H52ZM70 237V236H69ZM75 237V236H74ZM78 237V236H77ZM13 238V237H12ZM51 238V237H50ZM59 238V237H58ZM101 238V237H100ZM103 238V237H102ZM7 239H8V237H7ZM14 239H15V237L13 238V240H8V242L9 241H14ZM47 239V240H46ZM71 239V238H70ZM224 239V238H223ZM225 239H227V238H225ZM4 240H6L5 238H4ZM17 240H18V238H17ZM56 240V239H55ZM60 240V239H59ZM86 240V239H85ZM84 240V241H85ZM106 240V239H105ZM229 239H227V241H228ZM231 240V239H230ZM1 241V240H0ZM24 241V240H23ZM58 241V240H57ZM99 241V240H98ZM111 241V240H110ZM113 241V240H112ZM6 242V241H5ZM56 242V241H55ZM229 242V241H228ZM231 242V241H230ZM235 242V241H234ZM233 242V243H234ZM258 242H256V243H258ZM22 243V242H21ZM53 243V242H52ZM58 243V242H57ZM221 243V242H220ZM227 243V242H226ZM2 244V243H1ZM49 244V243H48ZM51 244V243H50ZM49 244V245H50ZM104 244V243H103ZM245 244V243H244ZM250 244V243H249ZM66 245V244H65ZM97 245V244H96ZM107 245H109V244H107ZM112 245V244H111ZM228 245V244H227ZM229 245H230V243H229ZM239 245V244H238ZM252 245V244H251ZM258 245V244H257ZM51 246V245H50ZM56 246V245H55ZM68 246H69V244H68ZM67 246V247H68ZM93 246V245H92ZM103 246V245H102ZM223 246V245H222ZM234 246V245H233ZM240 246V245H239ZM57 247V246H56ZM61 247H63V245L61 246ZM101 247V246H100ZM107 247V246H106ZM220 247V246H219ZM218 247V248H219ZM229 248H230V246H228ZM256 247V246H255ZM15 248V247H14ZM69 248H71V247H69ZM89 248V247H88ZM104 248H105V246H104ZM223 248V247H222ZM228 248V249H229ZM244 248V247H243ZM242 248V249H243ZM249 248H250V246H249ZM261 248V247H260ZM13 249V248H12ZM54 249H55V247H54ZM56 249H58V247L56 248ZM67 249V248H66ZM76 249H77V247H76ZM108 249V248H107ZM106 249V250H107ZM202 249V248H201ZM209 249V248H208ZM211 249V248H210ZM227 249V248H226ZM238 248H236L235 250H233V251H235L236 252V250H237ZM258 249V248H257ZM256 249V250H257ZM62 250V249H61ZM68 250V249H67ZM78 250V249H77ZM198 250V249H197ZM215 250V249H214ZM219 250V249H218ZM230 250V249H229ZM229 250H228V253H229ZM239 250H241V248L239 249ZM248 250V249H247ZM260 250V249H259ZM58 251V250H57ZM92 251H93V249H92ZM103 251V250H102ZM196 251V250H195ZM202 251V250H201ZM200 251V252H201ZM253 251H254V249H253ZM262 251V250H261ZM56 252V251H55ZM62 252V251H61ZM66 252V251H65ZM70 252V251H69ZM72 252V251H71ZM78 252V251H77ZM183 252V251H182ZM192 252V251H191ZM200 252H199V254H200ZM227 252V251H226ZM59 253V252H58ZM76 253V252H75ZM109 253V252H108ZM197 253V252H196ZM208 253V252H207ZM224 253H225V251H224ZM234 253V252H233ZM237 253V255H238V251L236 252ZM241 253V252H240ZM245 253V252H244ZM254 253V252H253ZM258 253V252H257ZM65 254V253H64ZM87 254V253H86ZM177 254V253H176ZM193 254V253H192ZM198 254V253H197ZM231 254V253H230ZM247 254V253H246ZM245 254V255H246ZM251 254H252V251H251ZM67 255V254H66ZM74 255V254H73ZM77 255V254H76ZM85 255V254H84ZM218 255V254H217ZM224 255V254H223ZM241 255H242V253H241ZM69 256V255H68ZM169 256H170V254H169ZM174 256H175V252H174ZM177 256V255H176ZM197 256H202V254L201 255H197ZM220 256V255H219ZM246 256H248V255H246ZM252 256V255H251ZM71 257V256H70ZM84 257V256H83ZM168 257V256H167ZM186 257H188V256H186ZM235 257V256H234ZM245 257V256H244ZM80 258V257H79ZM169 258V257H168ZM173 258V257H172ZM171 258V259H172ZM175 258V257H174ZM177 258V257H176ZM196 258V257H195ZM203 258V257H202ZM250 258V257H249ZM253 259H251L252 260V263H254V264H264V251L260 254V252H259V254L258 255H256V256H254V257H252ZM65 259H67V258H65ZM180 259V258H179ZM187 259V258H186ZM192 259H193V257H192ZM235 259V258H234ZM246 259V258H245ZM245 259H242V260H245ZM184 260V259H183ZM182 260V261H183ZM217 260V259H216ZM221 260H223V259H221ZM232 260V259H231ZM241 260V261H242ZM47 261V260H46ZM66 261V260H65ZM77 261V260H76ZM164 261V260H163ZM162 261V262H163ZM173 261V260H172ZM177 261V260H176ZM186 261V260H185ZM220 261V260H219ZM230 261V260H229ZM237 261V260H236ZM80 262V261H79ZM158 262V261H157ZM165 262H167V261H165ZM194 262H195V260H194ZM204 262V261H203ZM209 262V261H208ZM213 262H214V260H213ZM212 262V263H213ZM243 262V261H242ZM248 262V261H247ZM161 263V262H160ZM183 263H184V261H183ZM215 263V262H214ZM221 263V262H220ZM235 263V262H234ZM240 263V262H239ZM250 263V262H249ZM251 263V264H252ZM169 264H171V262L169 263ZM176 264V263H175ZM178 264V263H177ZM180 264V263H179ZM186 264V263H185ZM188 264V263H187ZM206 264V263H205ZM217 264V263H216ZM224 264V263H223Z\"/></svg>","mask_w":264,"mask_h":264}]
</instances>
